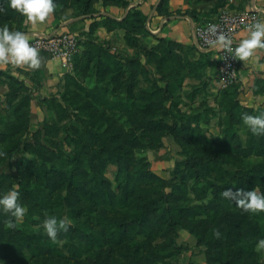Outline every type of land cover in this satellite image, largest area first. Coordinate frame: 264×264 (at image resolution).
Wrapping results in <instances>:
<instances>
[{
    "label": "rangeland",
    "instance_id": "374dc122",
    "mask_svg": "<svg viewBox=\"0 0 264 264\" xmlns=\"http://www.w3.org/2000/svg\"><path fill=\"white\" fill-rule=\"evenodd\" d=\"M188 1L206 5L199 19L221 13L215 1ZM95 2L56 0L55 12L66 19L75 11L93 10ZM245 2L236 0L227 9L239 11ZM0 8L13 12L0 26L27 29L26 16L8 1H0ZM132 29H120L101 45L111 44L110 53L134 60L129 71L140 106L134 113L127 112L133 103L123 102L128 78L113 95L111 74L102 78L99 73L104 59L94 57L86 66V55L80 53L74 69L59 76L0 64V194L15 185L28 209L15 225L8 223L9 213L0 211V264H264V250L256 249L264 238L256 226L263 218L256 216L264 211H245L222 194L237 188L240 179V188L259 185L264 191V135L252 133L243 121L248 108L264 106H250L253 101L241 97L246 92L239 83L226 95L217 85L215 64L205 55L190 59V48L158 42L146 34L139 17ZM158 51L162 56L156 57ZM163 55L166 60L160 61ZM158 70L168 81L159 80ZM167 87L171 98H165ZM147 89L160 91L151 104L141 95ZM95 90L104 104L88 97ZM232 108L238 111L230 119ZM193 162L200 178L191 170ZM78 163L89 174L93 165L104 168L111 187L96 186L93 194L92 183L85 181L83 195L69 186L72 173H83L72 170L81 168ZM39 169L46 172L41 177L36 176ZM56 171L58 179L52 177ZM106 189L110 196L104 195ZM217 192L231 211L226 218L214 215ZM167 204L180 211L175 229L158 226ZM136 209L149 212V233L131 229L122 240L116 232L108 234L116 228L112 223L130 222ZM205 209L209 216L202 214ZM48 214L72 225L52 239L42 223ZM231 226L238 236L229 233Z\"/></svg>",
    "mask_w": 264,
    "mask_h": 264
},
{
    "label": "crops",
    "instance_id": "0c3cea01",
    "mask_svg": "<svg viewBox=\"0 0 264 264\" xmlns=\"http://www.w3.org/2000/svg\"><path fill=\"white\" fill-rule=\"evenodd\" d=\"M214 1L219 4L221 11H223L227 10L236 0H212L209 4H214ZM128 2L127 5H118L113 2L104 3L103 0H98L90 13L66 19L62 17L59 11L58 13L54 12L45 22L37 23L35 26L29 21L25 31L29 33L30 41L36 34H50L58 30L75 33L81 39L82 54L91 41L95 44L105 43L107 39L111 40L115 34L120 33V29L124 28L119 27V24L126 19L132 8L136 7L146 16V28L153 38H156L158 42H171L173 45L190 48V59L197 57L198 54L205 55L208 58L206 59L208 63L215 64V71L217 72L218 52L216 50L208 52L200 50L193 37V30L197 21L193 18L192 12H204L205 4L191 3L188 0H128ZM250 8L259 10L261 21H264V0H249L239 11H246ZM106 21L110 22V25L112 22L118 24L108 27L105 24ZM125 31L123 35H125ZM249 34L250 31L240 32L235 40V45ZM108 46L112 49L111 44ZM40 55L42 64L39 68H32L29 65L15 66L26 72H39L45 76H59L67 72L59 60L52 59L43 52H40ZM239 60V84L246 92H242L241 97L246 94L253 101V105L250 106H257L258 104L263 107V93L257 94L254 90L257 82L264 80V49H257L255 55L246 61ZM217 85L219 86L218 81Z\"/></svg>",
    "mask_w": 264,
    "mask_h": 264
},
{
    "label": "clouds",
    "instance_id": "9594fccd",
    "mask_svg": "<svg viewBox=\"0 0 264 264\" xmlns=\"http://www.w3.org/2000/svg\"><path fill=\"white\" fill-rule=\"evenodd\" d=\"M10 7L24 14L28 21L35 26L37 23L45 22L57 7L56 0H8ZM6 11L0 8V12ZM250 34L235 45V56L246 61L255 55L257 49H264V21L257 20L249 25ZM216 26L212 25L210 30L215 31ZM221 47L231 49L234 41L230 35L219 33L214 41ZM12 63L14 65H29L32 68H39L42 64L40 50L30 42V35L18 28H10L7 24L0 26V64ZM243 121L252 133L264 135V112L253 114L243 113ZM0 155H3L0 152ZM223 196L230 198L245 211H264V191L259 185L248 190L245 188H225ZM20 192L14 185L9 191L0 194V211L10 214L9 224L15 225L23 219L27 213V207L20 201ZM14 217L15 219H11ZM43 227L47 234L56 239L58 233L68 231L71 221L66 218H59L55 214L46 215L43 220ZM216 235L220 236L219 230ZM257 251L264 250V238H260L256 244Z\"/></svg>",
    "mask_w": 264,
    "mask_h": 264
},
{
    "label": "trees",
    "instance_id": "16d2710c",
    "mask_svg": "<svg viewBox=\"0 0 264 264\" xmlns=\"http://www.w3.org/2000/svg\"><path fill=\"white\" fill-rule=\"evenodd\" d=\"M0 1H8V0H0ZM92 1V0H90ZM95 0H93L94 2ZM98 1V0H96ZM104 3H108V2H112V0H103ZM249 1V0H247ZM129 2L128 0H121V2L117 3L118 5H127ZM90 4V3H89ZM88 4V5H89ZM115 4V3H114ZM71 8H75V6H71ZM93 8V7H92ZM92 10H90V8H88L87 10H81V11H75V16H78V15H85V14H88L90 13ZM193 14V18L197 21V22H201L203 21V19H199V14L200 12H197V11H193L192 12ZM13 16V12L12 11H3V12H0V20H9L11 19ZM138 17L140 18V22L143 24V28H145L146 30V34H149V31L146 29L145 27V24H146V16L140 11V10H137L136 7H133L132 8V11L129 13V15L126 17V19L124 21L121 22V24H119L120 27L124 28L126 31H128V33L134 31L132 29V26H135V23L138 22ZM134 18H137L135 21L133 20ZM117 23V22H116ZM115 22H112L111 24L112 25H117ZM127 33V32H126ZM130 38V37H129ZM163 41V40H162ZM95 43L91 41L90 45L88 46V50L86 49L82 54L85 53L86 55V66H88L92 59L94 57H97L98 60H101V59H104V60H101L100 63H102V67L103 69H99V73L103 76L102 78H104V74L106 73H109L111 74L110 77L112 78L111 81L108 82L109 86L112 85V90H111V93L114 95L117 93L116 91V88H120V86L122 85L123 83V79H127L129 80L127 86H126V91L125 93L123 94V102H125V105H127L129 102H132L133 104L130 105L131 107L130 108H127V112H132L134 113L135 109L136 108H140V106L138 105V98H136L133 93V87H134V84H135V81H134V73L129 71L130 70V66L133 64V61L134 60H126V58H118V53H110V49L111 47L109 48H106L104 49L103 46L101 44H97L99 47L93 51L89 50V48L93 47V46H97V45H94ZM155 52V51H153ZM161 53V51H158L156 53H154L157 57V55ZM173 56H175V53H173L172 51L170 52ZM81 54V56H82ZM79 56H77V58L75 59V66L76 64L78 63V60H79ZM161 56H162V53H161ZM164 56V55H163ZM160 58V57H159ZM165 61L166 58L164 56V58H160V61ZM161 71L158 70V74H160L159 76V80H167L168 81V78H165L163 76L162 73H160ZM118 86V87H116ZM174 86V85H172ZM232 87V86H231ZM227 88L225 89V93L227 95V93H229L231 90L230 88ZM264 88V80H260L257 82V84L255 85V93H261V89ZM117 89V90H118ZM165 98H171V91H169V88L167 87L165 90ZM173 92V91H172ZM160 91H158L157 89H153V90H150V89H147V90H142L141 91V95L142 96H145L147 97V99H149V102L148 104L154 99V95H157L159 94ZM160 95V94H159ZM89 98H91L92 100H95L96 99L99 101V104H104L105 101H101L100 99H98V97H101V95L95 90V91H91L90 92V95L88 96ZM239 103L241 104L240 100H239ZM147 104V105H148ZM151 104V103H150ZM129 106V105H127ZM142 108H146V107H142ZM234 108L231 109L232 113L230 114V119L232 118V115L233 117L235 116L236 114V111H238V109H236V111L234 110ZM248 112L250 113H253L255 114L256 112H264L263 109H256V108H248L247 110ZM98 130V129H97ZM97 132V131H96ZM234 134V133H233ZM112 158V157H111ZM83 160V159H82ZM80 164V163H78ZM81 165V164H80ZM38 167V165H37ZM81 168H77V169H74L75 166L73 167L72 170H79V171H82V175L81 174H75V173H72L69 177H68V180L66 182L69 183V186L71 187H74L75 189L79 190L83 195H85L87 193V188L83 185L85 181H89L92 183V186L90 187V190L93 194L96 193V191L94 190V187L98 186L100 188V185H104L106 188H110L111 186V182L105 177L103 176V172L105 171L104 168H101L99 167V165H93V170H92V173L89 174L87 171V168L86 167H83V165L80 166ZM195 167V162L192 163L191 165V170H193L194 173H197L198 175V178L201 177V174L196 170L194 169ZM42 172H45L44 170H41L39 169V173L36 175V176H39L41 177V173ZM46 173V172H45ZM57 174H54L52 177L58 179L60 178V173L56 171ZM149 174H151L149 172ZM90 175V176H89ZM46 175L44 174V177ZM129 174L126 175V177L129 179ZM80 177L83 179V181L80 180ZM89 177V178H88ZM48 180L50 181L51 180V177H47ZM87 178V179H86ZM86 179V180H84ZM53 182H55V179H52ZM83 182V183H82ZM244 182H242V179L239 180V183L237 182V188H240L239 185H242ZM221 188H224V187H221ZM218 190V189H217ZM215 190V191H217ZM219 192V191H218ZM216 193V196H215V200L214 201L216 204V206L214 207V215L217 216L218 214H222L225 218L226 216L230 215V210L227 209L228 207H225V203H222V201L220 200V198H222L220 196V193ZM110 191H108L107 189L104 191V195H109L110 196ZM125 194V193H124ZM123 194V197L121 200H125L126 199V196ZM226 200H228L229 198H226L224 197ZM106 201L108 203H112L111 199L109 198H106ZM157 203V201H154ZM63 203V202H61ZM149 212L148 211H143V210H140V209H136V211L134 212L133 214V217H132V220L130 222H123L122 224H118V223H112V225L116 226L113 227L115 229H113V232L110 231L108 232V234H111V233H114L116 232L117 235H118V238H120V240L123 239V237L125 235H127L129 233V231L131 229H136L139 233H149L150 232V228L152 227V225H150V222H149ZM202 214H209L207 212V210L205 209ZM209 216V215H208ZM161 217L162 219H160V223H159V228L160 227H164L166 226L167 228H171V227H174V229L180 224V222L178 221V218L181 217L180 215V211H179V208L177 206H173V205H170V204H167L166 206H164V209L162 210V213H161ZM258 219H262L263 220L260 222V223H256V226H258V228L260 229V233L263 234L264 233V213L260 212L258 216H256ZM118 224V225H117ZM72 225V224H71ZM73 227V226H72ZM162 227V228H163ZM229 233L232 234V236H238L239 233H237V229L234 227V226H231L229 227ZM233 238V237H232ZM231 242L233 241L234 242V239H230ZM235 244V243H234Z\"/></svg>",
    "mask_w": 264,
    "mask_h": 264
},
{
    "label": "built area",
    "instance_id": "2783aa9c",
    "mask_svg": "<svg viewBox=\"0 0 264 264\" xmlns=\"http://www.w3.org/2000/svg\"><path fill=\"white\" fill-rule=\"evenodd\" d=\"M261 20L259 10L250 8L246 11L223 10L213 18L197 22L193 37L197 47L204 51L218 52L217 78L221 89H227L239 83L240 60L235 56V40L242 31H250L249 25ZM212 25L216 26L211 31ZM230 35L234 41L231 49L215 44L219 33ZM50 58L59 60L62 66L71 71L75 67V59L81 53L80 37L70 31L58 30L50 34H36L30 41Z\"/></svg>",
    "mask_w": 264,
    "mask_h": 264
},
{
    "label": "water",
    "instance_id": "95a60500",
    "mask_svg": "<svg viewBox=\"0 0 264 264\" xmlns=\"http://www.w3.org/2000/svg\"><path fill=\"white\" fill-rule=\"evenodd\" d=\"M55 32H56V31H55ZM55 32H54V33H55ZM197 46H198V45H197Z\"/></svg>",
    "mask_w": 264,
    "mask_h": 264
}]
</instances>
